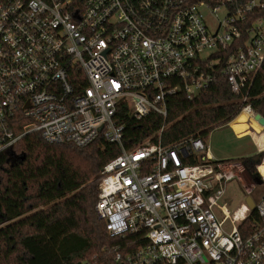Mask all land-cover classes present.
Wrapping results in <instances>:
<instances>
[{
  "label": "built area",
  "instance_id": "built-area-1",
  "mask_svg": "<svg viewBox=\"0 0 264 264\" xmlns=\"http://www.w3.org/2000/svg\"><path fill=\"white\" fill-rule=\"evenodd\" d=\"M263 65L264 0H0V156L34 132L78 148L102 136L121 153L100 172L95 212L110 238L142 242L125 264H264V195L233 216L218 206L240 166L210 159L200 139L162 145L164 126L127 152L115 120L120 106L165 118L170 96L191 100L217 71L253 119Z\"/></svg>",
  "mask_w": 264,
  "mask_h": 264
},
{
  "label": "trees",
  "instance_id": "trees-1",
  "mask_svg": "<svg viewBox=\"0 0 264 264\" xmlns=\"http://www.w3.org/2000/svg\"><path fill=\"white\" fill-rule=\"evenodd\" d=\"M230 53L227 50L224 57ZM241 99L217 71L210 85L191 100L182 92L170 96L165 118L150 113L137 120L128 107L120 106L115 120L124 128L122 147L130 152L145 141L156 143L162 126L164 146L187 139L206 144L215 129L238 116ZM248 103L264 119V65L252 81ZM22 126L15 132L21 133ZM120 153L102 136L78 148L47 144L34 132L23 136L10 154L1 155L0 264H125L123 258L142 242L134 236L110 238L95 212L100 172ZM259 158L237 161L251 179L259 180ZM116 253L122 256L118 262Z\"/></svg>",
  "mask_w": 264,
  "mask_h": 264
},
{
  "label": "rangeland",
  "instance_id": "rangeland-1",
  "mask_svg": "<svg viewBox=\"0 0 264 264\" xmlns=\"http://www.w3.org/2000/svg\"><path fill=\"white\" fill-rule=\"evenodd\" d=\"M225 13L226 11L224 8H219L217 13L214 15H211L210 13L206 14L207 22L212 29L216 27L219 20H223ZM240 114L242 113L239 112L238 115ZM235 120L236 124L246 123L247 121L246 118L242 116H239ZM251 120L259 128V131L263 135V127H261L255 120ZM234 125H225L223 128L217 129L209 135L207 142H210L215 152V156H217L215 157L216 160L222 162L230 160V162L233 161V164L238 163L241 165L240 162H237L239 161V158L252 156L259 157L260 155L259 159H261L262 154H259V152L255 149L250 136L236 138V129ZM234 173L235 179L226 184L224 194L218 201V206L225 207L231 216L239 212L241 205L246 203L245 199L247 197H250L254 203H257L259 198L264 195L263 180L249 178L246 172L241 170L239 167L235 169ZM224 230L229 232L230 227L228 222L224 226Z\"/></svg>",
  "mask_w": 264,
  "mask_h": 264
},
{
  "label": "crops",
  "instance_id": "crops-1",
  "mask_svg": "<svg viewBox=\"0 0 264 264\" xmlns=\"http://www.w3.org/2000/svg\"><path fill=\"white\" fill-rule=\"evenodd\" d=\"M239 116L245 117L246 120H247L246 123H242V124H238L237 123L236 124V120L235 119L238 118ZM236 118L233 119L230 123L227 124V125H231V126L235 124L234 127L236 129V131H235L236 138L250 136V138L252 139V142H253V144L255 146V149L259 152V154H262L263 151H264V134L262 135V133L259 131V128L246 115L240 114ZM253 120H254V118H253ZM223 127H221V128H223ZM218 129H220V128H218ZM215 130H217V129H215ZM209 144H210V142H206V147H207V150H208L207 156L210 159H213V161L222 162V161H217L216 160L215 157H217V156H215V152H214L211 144L210 145ZM245 158H250V157H245ZM239 159H241V158H239ZM228 161H230V160H228ZM228 161H223V163H228ZM260 161H261V159H260ZM235 165L240 166L244 170V168L240 164L235 163ZM257 167H260V162L257 165Z\"/></svg>",
  "mask_w": 264,
  "mask_h": 264
},
{
  "label": "water",
  "instance_id": "water-1",
  "mask_svg": "<svg viewBox=\"0 0 264 264\" xmlns=\"http://www.w3.org/2000/svg\"><path fill=\"white\" fill-rule=\"evenodd\" d=\"M254 120H255V121H256L261 127L264 128V119H263V118H261L259 115L256 114L255 117H254ZM99 130H101V128H100ZM21 159H23V157H22ZM245 202H246L247 206L249 207V209H250V210H253V208H254V203H253L252 199H251L250 197H247V198L245 199Z\"/></svg>",
  "mask_w": 264,
  "mask_h": 264
},
{
  "label": "bare ground",
  "instance_id": "bare-ground-1",
  "mask_svg": "<svg viewBox=\"0 0 264 264\" xmlns=\"http://www.w3.org/2000/svg\"><path fill=\"white\" fill-rule=\"evenodd\" d=\"M259 172H260L261 174H264V166H260V167H259Z\"/></svg>",
  "mask_w": 264,
  "mask_h": 264
}]
</instances>
